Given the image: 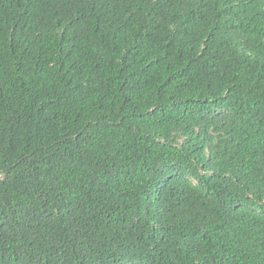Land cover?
Masks as SVG:
<instances>
[{"label": "trees", "instance_id": "1", "mask_svg": "<svg viewBox=\"0 0 264 264\" xmlns=\"http://www.w3.org/2000/svg\"><path fill=\"white\" fill-rule=\"evenodd\" d=\"M0 264H264V0H0Z\"/></svg>", "mask_w": 264, "mask_h": 264}]
</instances>
